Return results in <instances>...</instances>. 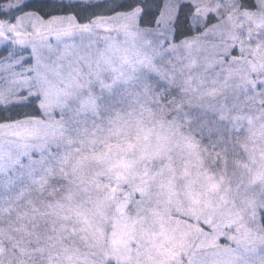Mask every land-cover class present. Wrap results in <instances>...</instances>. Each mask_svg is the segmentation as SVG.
I'll use <instances>...</instances> for the list:
<instances>
[{
  "label": "snow or ice",
  "instance_id": "snow-or-ice-1",
  "mask_svg": "<svg viewBox=\"0 0 264 264\" xmlns=\"http://www.w3.org/2000/svg\"><path fill=\"white\" fill-rule=\"evenodd\" d=\"M0 264H264V0H0Z\"/></svg>",
  "mask_w": 264,
  "mask_h": 264
}]
</instances>
